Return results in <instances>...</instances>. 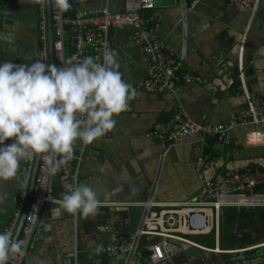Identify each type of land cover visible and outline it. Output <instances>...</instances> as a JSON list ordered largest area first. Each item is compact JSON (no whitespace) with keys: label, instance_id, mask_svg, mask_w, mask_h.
Here are the masks:
<instances>
[{"label":"crops","instance_id":"0c3cea01","mask_svg":"<svg viewBox=\"0 0 264 264\" xmlns=\"http://www.w3.org/2000/svg\"><path fill=\"white\" fill-rule=\"evenodd\" d=\"M5 1L0 63L27 66L39 54L36 0ZM124 1L84 0L78 12L107 7L117 13L122 11ZM147 17L176 57L185 51L184 69L202 82L180 85L177 97L169 92L135 90L128 108L115 117L114 128L84 148L78 181L97 192L96 214L81 217L52 212L58 204H48L24 264H88L89 251L107 245L112 233L127 236L134 232L142 214L140 205L150 197L153 185L154 199L165 205L187 203L199 194L201 185L195 171L199 144L169 149L147 137L149 129L167 121L178 106L198 123H220L231 112L246 108L247 95L255 101L264 99V0H259L255 12L239 11L224 0H156L155 9L148 11ZM111 37L118 71L135 87L145 77L148 58L133 42L130 28L112 30ZM68 41L72 43L70 38ZM238 78L242 88L236 90ZM255 128L236 129L226 149L205 142L207 155L216 158L218 164L217 171H207V177L221 180L225 170L249 163L264 167V144L249 145L245 140ZM73 150L79 153L81 147L74 145ZM13 181H0V231L13 212L18 186ZM53 189L54 197L60 199L58 183ZM221 232L219 251L192 248L185 257L177 256L176 262L264 264L262 249L251 252L264 248V209L224 208ZM200 252L213 255L196 254ZM232 253L236 254L230 256ZM115 262L122 264V255L115 257ZM147 262L141 259V264Z\"/></svg>","mask_w":264,"mask_h":264},{"label":"built area","instance_id":"2783aa9c","mask_svg":"<svg viewBox=\"0 0 264 264\" xmlns=\"http://www.w3.org/2000/svg\"><path fill=\"white\" fill-rule=\"evenodd\" d=\"M239 11H256L259 0H224ZM38 12V37L41 46L38 59L49 63L47 12L45 0H36ZM54 31V53L57 67L66 62L79 63L84 57H102L104 50L112 51L111 31L130 28L132 38L148 58L145 77L135 86L136 91L150 94L173 93L176 97L180 85L200 84L201 78L184 69L185 51L176 57L157 34L147 12L155 9L156 0H125L122 11L111 12L107 7L92 11H80L74 18L68 10L58 11L51 0ZM66 26H76L75 37L69 35ZM68 38L72 41L67 52ZM247 98L246 108L231 112L220 123H198L178 106L171 117L155 123L147 137L169 149L183 144H199L196 150L195 171L201 185L199 194L183 204L165 205L154 199L156 186L151 187L148 199L140 205V222L131 235L112 233L104 246L89 251L88 264H117L115 257L122 255V264H135L146 259L147 264H177L180 248L169 239L183 242L205 252L219 251L221 239V214L224 208H264V167L247 164L241 168L225 170L221 180L207 177V171H217L216 158H209L205 150L207 137H216L222 144L228 143L233 132L242 127H256L245 135L247 144H264V99ZM85 146L79 153L73 150L72 158L59 162V156L50 160L49 154L40 155L34 197L18 241L23 255L10 258L8 264H24L35 231L48 204H58L62 194L79 184L78 172L83 161ZM35 154L25 161L14 198V211L6 227L14 239L19 221L25 210ZM56 165L55 171L50 169ZM58 183L60 199L54 197V184ZM144 236H162L156 244L140 246ZM189 236H212L215 246L193 242ZM124 252V254L122 253ZM75 264L76 261H75Z\"/></svg>","mask_w":264,"mask_h":264},{"label":"clouds","instance_id":"9594fccd","mask_svg":"<svg viewBox=\"0 0 264 264\" xmlns=\"http://www.w3.org/2000/svg\"><path fill=\"white\" fill-rule=\"evenodd\" d=\"M53 3L58 11L71 6L69 0ZM66 63H0V181L16 177L21 160L33 154L47 153L50 160L59 156L60 163L71 159L74 145L82 149L104 137L136 96L110 50ZM98 204L97 192L80 183L62 194L52 212L89 217ZM16 255H23L21 242L10 231L0 232V264Z\"/></svg>","mask_w":264,"mask_h":264},{"label":"water","instance_id":"95a60500","mask_svg":"<svg viewBox=\"0 0 264 264\" xmlns=\"http://www.w3.org/2000/svg\"><path fill=\"white\" fill-rule=\"evenodd\" d=\"M83 1L84 0H69L71 6H70L69 11L67 13L68 16H70L71 18H74V16L78 13L79 7L82 6ZM5 2H6L5 0H0V30L3 29L2 23L4 21L3 17H5V14H3L4 8H5V6H4ZM45 3H46V12H47V33H48V53H49L48 59H49V63L56 65V59H55V53H54V31H53V22H52L51 0H45ZM65 30L70 32L72 37H75L77 34V27L76 26H66ZM70 45H71V43L69 41H67V47L68 48H70ZM40 49H41V46L39 44L38 52H40ZM68 53H69V51H68ZM235 88H236V90L242 88V80L240 78H238L236 80ZM206 142L209 143L214 148H217L219 150L226 149L227 147H229L225 144H222L216 137H207ZM40 155L41 154H35L33 170H32V175H31V181H30V186H29V190H28L26 207H25V210H24L22 217L19 221L16 233L14 236V239L17 241L20 238L21 231H22L24 223H25V219L28 215L29 208H30L32 201H33L34 187H35L37 175H38ZM208 156H209V154H208ZM26 160H27V158L21 160V162L18 166L17 175H16V177L13 178L14 179L13 182H15L17 184H19L20 173L22 171V168L25 167V165H26V163H25ZM13 211H14V209H13ZM163 239H164V237H162V236H144L140 239L139 244L141 246L152 245V244H156V243L162 241ZM189 239L193 242L203 244V245H207V246H211V247H214L216 245L215 240L212 236H189ZM169 240L174 245H176L180 248V251H179L177 256L183 255L185 257L184 253H186L187 250L192 249L191 246H189L183 242L177 241L175 239H169ZM261 249H262V255L264 257V248H258L254 251H251V252H256V251L261 250ZM122 253L124 254V252H122ZM247 253H249V252H247ZM196 254H200V255L205 256V257H208V255H213V254L205 253V252H200V253H196ZM235 254L236 253H232V255H230V256H233ZM197 256H199V255H197ZM122 261H123V257H122ZM135 264H140V262H136Z\"/></svg>","mask_w":264,"mask_h":264},{"label":"rangeland","instance_id":"374dc122","mask_svg":"<svg viewBox=\"0 0 264 264\" xmlns=\"http://www.w3.org/2000/svg\"><path fill=\"white\" fill-rule=\"evenodd\" d=\"M234 209H238V208H234ZM243 209H248V208H243ZM262 209H264V208H262ZM238 210H241V208H239ZM222 227H223V211H222V214H221V229H222ZM222 234L223 233L221 232V236H222ZM238 251H240V250H238Z\"/></svg>","mask_w":264,"mask_h":264},{"label":"trees","instance_id":"16d2710c","mask_svg":"<svg viewBox=\"0 0 264 264\" xmlns=\"http://www.w3.org/2000/svg\"><path fill=\"white\" fill-rule=\"evenodd\" d=\"M207 149H208V147H207V148L205 147V150H206V151H208Z\"/></svg>","mask_w":264,"mask_h":264}]
</instances>
